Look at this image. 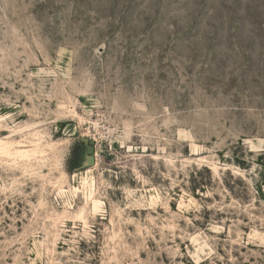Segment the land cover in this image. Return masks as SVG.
<instances>
[{"label": "rangeland", "instance_id": "1", "mask_svg": "<svg viewBox=\"0 0 264 264\" xmlns=\"http://www.w3.org/2000/svg\"><path fill=\"white\" fill-rule=\"evenodd\" d=\"M1 140L0 264H264V0H0Z\"/></svg>", "mask_w": 264, "mask_h": 264}, {"label": "bare ground", "instance_id": "2", "mask_svg": "<svg viewBox=\"0 0 264 264\" xmlns=\"http://www.w3.org/2000/svg\"><path fill=\"white\" fill-rule=\"evenodd\" d=\"M12 147H13V143L5 142V141H2V140L0 141V153L2 155H4V156H7V157H11V156H17L18 157L19 156V157H22V158H26V157L34 156L37 153H40L38 148L34 149V150L19 149V150H14L13 151ZM93 162H94L93 158H90L88 163L91 165ZM89 171H91V170H87V173ZM63 176L67 177L66 174H64ZM87 185H88V177L86 179H84V181L82 183L83 190L86 189ZM93 185H95V182L93 183ZM74 190H76L77 192L78 191H83V190H81V188H74ZM87 198H88L87 199L88 202L89 201H90V203L92 202V209H91L92 210V214L93 215L98 214L102 203L99 202L97 199H95L93 191L89 192ZM85 212H86V210H85V208H83L81 210L80 216L83 217Z\"/></svg>", "mask_w": 264, "mask_h": 264}, {"label": "water", "instance_id": "3", "mask_svg": "<svg viewBox=\"0 0 264 264\" xmlns=\"http://www.w3.org/2000/svg\"><path fill=\"white\" fill-rule=\"evenodd\" d=\"M90 152H92V149H89Z\"/></svg>", "mask_w": 264, "mask_h": 264}]
</instances>
